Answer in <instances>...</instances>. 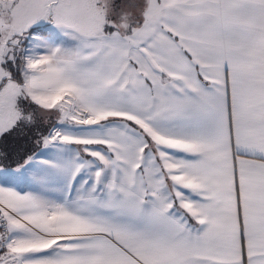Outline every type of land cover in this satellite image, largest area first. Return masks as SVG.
<instances>
[{"label":"snow or ice","instance_id":"1","mask_svg":"<svg viewBox=\"0 0 264 264\" xmlns=\"http://www.w3.org/2000/svg\"><path fill=\"white\" fill-rule=\"evenodd\" d=\"M0 264H264V0H0Z\"/></svg>","mask_w":264,"mask_h":264},{"label":"crops","instance_id":"2","mask_svg":"<svg viewBox=\"0 0 264 264\" xmlns=\"http://www.w3.org/2000/svg\"><path fill=\"white\" fill-rule=\"evenodd\" d=\"M20 144H24V143L22 141L19 144H17L15 141L11 142V146H13V147L19 148Z\"/></svg>","mask_w":264,"mask_h":264},{"label":"trees","instance_id":"3","mask_svg":"<svg viewBox=\"0 0 264 264\" xmlns=\"http://www.w3.org/2000/svg\"><path fill=\"white\" fill-rule=\"evenodd\" d=\"M26 146H27V145L20 144L19 148H20L21 150H23V148L26 147Z\"/></svg>","mask_w":264,"mask_h":264}]
</instances>
